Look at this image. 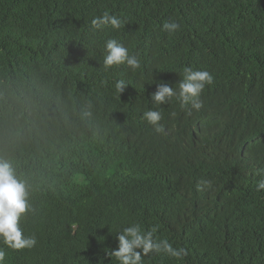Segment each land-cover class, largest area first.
Instances as JSON below:
<instances>
[{
	"label": "trees",
	"instance_id": "1",
	"mask_svg": "<svg viewBox=\"0 0 264 264\" xmlns=\"http://www.w3.org/2000/svg\"><path fill=\"white\" fill-rule=\"evenodd\" d=\"M104 13L122 27L93 29ZM108 39L141 66L106 70ZM185 67L213 76L203 107L173 98L156 132L155 82ZM0 160L37 241L0 243V264H119L106 253L133 224L186 251L143 264H264V0H0Z\"/></svg>",
	"mask_w": 264,
	"mask_h": 264
},
{
	"label": "clouds",
	"instance_id": "2",
	"mask_svg": "<svg viewBox=\"0 0 264 264\" xmlns=\"http://www.w3.org/2000/svg\"><path fill=\"white\" fill-rule=\"evenodd\" d=\"M123 21L116 16L104 13L91 21V27L100 30L105 26L112 29L122 27ZM180 25L175 22H165L162 30L170 35L177 32ZM105 54L103 57L104 68L111 69L121 65H127L131 69H138L140 60L135 54H130L127 47L116 39H108L104 44ZM156 91L151 100L154 108L143 113V120L151 125L156 132L164 130L160 123L162 120L161 105L168 104L175 98L181 108H185L191 114L199 111L203 104L201 94L206 86L213 83V76L208 71L193 70L189 67L183 69V79L174 88L164 82H155ZM117 91L122 92L126 82L120 80L115 85ZM256 175L261 179L257 182L256 190H264V168L257 169ZM28 190L26 184L18 180L11 165L0 160V243L13 250L31 249L37 243L34 236H25L20 227V221L29 211ZM155 229L143 231L139 224L125 227L116 235L117 247L108 251V256H114L119 264H143V257L150 253H163L172 258L180 259L186 255L183 248H174L167 239L157 240L154 238ZM3 253L0 252V259Z\"/></svg>",
	"mask_w": 264,
	"mask_h": 264
}]
</instances>
